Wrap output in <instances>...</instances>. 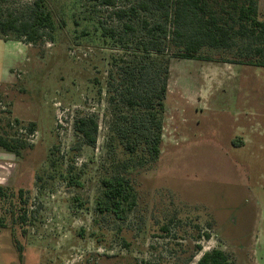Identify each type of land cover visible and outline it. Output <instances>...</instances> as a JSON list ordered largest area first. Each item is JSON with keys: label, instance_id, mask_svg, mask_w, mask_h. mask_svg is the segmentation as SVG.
<instances>
[{"label": "rangeland", "instance_id": "1", "mask_svg": "<svg viewBox=\"0 0 264 264\" xmlns=\"http://www.w3.org/2000/svg\"><path fill=\"white\" fill-rule=\"evenodd\" d=\"M35 1L0 0V16ZM116 1L117 8L136 3ZM43 2L53 39L30 44L0 97L11 120L37 125L32 136L19 131L32 146L17 165L0 167V264H196L214 249L234 264H253L257 249L264 264V68L244 64L254 57L240 53L243 43L205 47L189 60L173 57L168 41L161 153L149 161L112 140L111 72L134 51V42L103 35L102 23L124 34L113 9L90 0ZM86 115L98 123L94 146L75 130ZM250 122L256 130L245 144ZM114 175L125 177L135 198L122 218L97 209L102 180Z\"/></svg>", "mask_w": 264, "mask_h": 264}, {"label": "trees", "instance_id": "2", "mask_svg": "<svg viewBox=\"0 0 264 264\" xmlns=\"http://www.w3.org/2000/svg\"><path fill=\"white\" fill-rule=\"evenodd\" d=\"M90 1L113 9V17L121 22L123 35L102 23L104 36L118 39L122 44L134 42L131 59L123 57L119 64L115 63L117 72H111L113 79L109 83L110 102L116 107L110 124L112 140L127 153L137 154L142 150L149 161H156L161 153L162 114L170 72L162 56L168 41L176 49L173 57L195 60L200 59V51L205 47L228 50L240 40L243 43L240 53H245V58L254 57L244 64L264 68V21L258 16V0H136L128 7L118 8L116 0ZM54 31L53 16L43 0L35 1L25 12L11 13L7 19L0 16V33L5 38L12 34L16 40L37 44L47 37L52 40ZM10 114L0 109V149L19 157L32 146L19 131L32 136L37 125L11 120ZM14 128L12 134L9 130ZM75 130L83 144L95 145L98 123L94 116L78 118ZM72 180L71 183L80 186L79 177L72 176ZM102 187L97 204L101 214L122 218L132 211L135 198L125 177L104 178ZM4 189L0 186V198L6 196ZM164 230L168 232V228ZM201 237L209 239L210 235ZM197 250L201 252L202 246L198 245ZM196 264L234 263L225 251L214 249L205 252Z\"/></svg>", "mask_w": 264, "mask_h": 264}, {"label": "crops", "instance_id": "3", "mask_svg": "<svg viewBox=\"0 0 264 264\" xmlns=\"http://www.w3.org/2000/svg\"><path fill=\"white\" fill-rule=\"evenodd\" d=\"M258 16L259 19L264 21V0H258ZM30 46V44L23 42V40L0 37V97H7V88L14 83L15 72L22 67L21 61ZM263 116L264 114L261 115V117ZM252 123L250 122L251 135L248 136L245 144L251 143L253 132L256 130V127ZM16 160L17 155L0 149V167H15L17 165ZM262 237L264 241V236ZM251 252H255V256L253 255L255 260L253 264H261L258 261L257 249L251 250Z\"/></svg>", "mask_w": 264, "mask_h": 264}]
</instances>
